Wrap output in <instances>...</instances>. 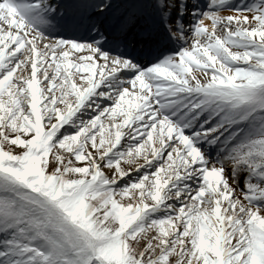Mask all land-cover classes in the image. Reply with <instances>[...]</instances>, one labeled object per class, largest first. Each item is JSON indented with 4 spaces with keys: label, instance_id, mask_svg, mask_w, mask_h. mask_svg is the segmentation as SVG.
<instances>
[{
    "label": "snow or ice",
    "instance_id": "snow-or-ice-1",
    "mask_svg": "<svg viewBox=\"0 0 264 264\" xmlns=\"http://www.w3.org/2000/svg\"><path fill=\"white\" fill-rule=\"evenodd\" d=\"M0 264H264V0H0Z\"/></svg>",
    "mask_w": 264,
    "mask_h": 264
},
{
    "label": "bare ground",
    "instance_id": "bare-ground-1",
    "mask_svg": "<svg viewBox=\"0 0 264 264\" xmlns=\"http://www.w3.org/2000/svg\"><path fill=\"white\" fill-rule=\"evenodd\" d=\"M227 14H228L227 11L221 13V15H227ZM205 23H208V21H205Z\"/></svg>",
    "mask_w": 264,
    "mask_h": 264
},
{
    "label": "rangeland",
    "instance_id": "rangeland-1",
    "mask_svg": "<svg viewBox=\"0 0 264 264\" xmlns=\"http://www.w3.org/2000/svg\"><path fill=\"white\" fill-rule=\"evenodd\" d=\"M209 23V22H208ZM141 163H142V161H141Z\"/></svg>",
    "mask_w": 264,
    "mask_h": 264
}]
</instances>
